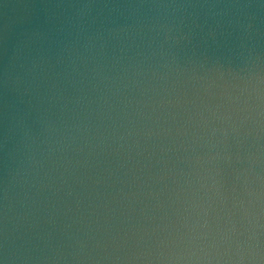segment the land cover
<instances>
[{
  "label": "clouds",
  "instance_id": "9594fccd",
  "mask_svg": "<svg viewBox=\"0 0 264 264\" xmlns=\"http://www.w3.org/2000/svg\"><path fill=\"white\" fill-rule=\"evenodd\" d=\"M0 264H264V0H0Z\"/></svg>",
  "mask_w": 264,
  "mask_h": 264
}]
</instances>
